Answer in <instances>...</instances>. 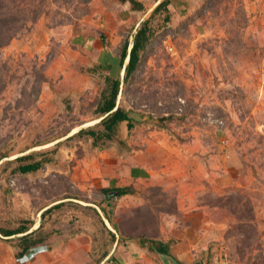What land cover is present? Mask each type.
<instances>
[{
  "label": "rangeland",
  "instance_id": "obj_1",
  "mask_svg": "<svg viewBox=\"0 0 264 264\" xmlns=\"http://www.w3.org/2000/svg\"><path fill=\"white\" fill-rule=\"evenodd\" d=\"M139 1L0 0V228L42 227L0 234V264H27L51 226L74 250L60 264L116 240L122 264H264V0H168L124 78L121 50L161 0ZM113 82L132 127L72 135L102 130Z\"/></svg>",
  "mask_w": 264,
  "mask_h": 264
},
{
  "label": "trees",
  "instance_id": "obj_2",
  "mask_svg": "<svg viewBox=\"0 0 264 264\" xmlns=\"http://www.w3.org/2000/svg\"><path fill=\"white\" fill-rule=\"evenodd\" d=\"M120 1H127L131 5V8L134 10L146 12L148 9V7H145V5L142 2H140L139 0H120ZM168 4H169L168 0L159 1L156 4V6L152 9L151 14L145 20H143V22L140 24V26H139V28H138L135 36H134V40L131 43V47L129 49V52H127V50H128L127 42L123 46V48L121 50V54H120L121 68L124 66V61L126 60V58H128V61L123 68L124 78H128V76L134 71L136 64H137V61L139 60L138 52H139V50H141L143 48L144 44L148 40L147 32L149 30L147 27V23H148L149 19L156 12H158L161 8L166 7V5H168ZM165 19H168V17H166ZM118 87H119L118 82H113L110 95H109L108 99L106 100L104 106L99 110L100 121L98 124L100 126H102V130L97 131V130H94L93 128L80 129L73 135L89 136L93 139V143H94L97 139H101L102 137L110 138L112 136V134L114 133L117 124H119L121 122H126L128 129L132 127L130 119L128 118L126 113L120 107L116 106V97L118 95L117 94ZM29 157H31L30 154L26 155V156H22L20 158H17L16 160L22 161V160L27 159ZM41 164H42L41 161L30 162V163H27L24 165H19L18 170L21 173L34 172L40 168ZM113 191L116 193L117 196H122V195L126 194L125 188H119V189L117 188L115 190L104 189L103 193L108 195L110 193H113ZM54 207H58V206L55 205ZM46 211H48V209ZM46 211H44V212H46ZM25 232H27V228L25 226H19V227L15 228L14 230H11V229H6V230L4 229L3 230L0 228V234L4 237L14 236V235H17L20 233L23 234ZM27 235H29V234L23 235L22 240L25 241V243H30L27 239ZM37 243H39V242H35L32 245H27V246L24 245V247H22V249L18 252L17 258L22 257L28 249H30L32 247H36L37 245H40ZM156 251L159 254L167 255L169 252V249L166 246V244L159 242Z\"/></svg>",
  "mask_w": 264,
  "mask_h": 264
},
{
  "label": "crops",
  "instance_id": "obj_3",
  "mask_svg": "<svg viewBox=\"0 0 264 264\" xmlns=\"http://www.w3.org/2000/svg\"><path fill=\"white\" fill-rule=\"evenodd\" d=\"M96 121L97 120L86 123L82 126L91 125V124L95 123ZM76 132H77V129H74L71 132V134H74ZM37 161L34 160L32 162H37ZM27 163H30V162H25L24 164H27ZM24 164H20V165H24ZM135 171H136V168L130 169V173L135 174L136 173ZM28 173H30V172H28ZM54 206L55 205H53L51 207H54ZM47 209L49 210L50 208H47ZM41 213L44 215L45 212L42 211ZM21 226H24V225H21ZM25 227L27 228V232H25L23 234L20 233L17 235H21V236H23L25 234L30 235V233H32L31 229H35L36 227H40V226H38L37 223H34L31 226L25 224ZM40 228H42V227H40ZM52 228L53 227L51 226L49 234H48L49 237L47 236V239H45V237H44V241H40L39 243H37L40 245H37L36 247H32V248L28 249L22 257H20V258L16 257L17 260L24 261L27 264H44V262H46L47 258L48 259L51 258V261H49L48 264H60L63 262L66 263L67 260H69L73 256V255H71L72 254L71 251H74V250L72 249V246L69 243L64 242L65 238L60 239V237L50 236V234L52 232ZM17 235H14V236H17ZM10 237H13V236L5 237V238H10ZM28 237H30V236L27 235V239H28ZM116 243H117V240L111 246L109 245L108 249H107L108 251L105 254H101L100 260L95 264H122L121 263L122 259H123L122 252H120V250H119L120 249L119 247H121V246L119 245L117 247ZM68 247H70V248H68ZM65 250H68L69 253H66ZM59 255H62V256L57 258V260L54 261V257H57ZM128 259H129L128 257L125 258L126 264H128ZM181 264H183V263H181Z\"/></svg>",
  "mask_w": 264,
  "mask_h": 264
},
{
  "label": "water",
  "instance_id": "obj_4",
  "mask_svg": "<svg viewBox=\"0 0 264 264\" xmlns=\"http://www.w3.org/2000/svg\"><path fill=\"white\" fill-rule=\"evenodd\" d=\"M130 47H131V46L128 47L127 52H129ZM127 61H128V58H126V60H125V62H124V66L126 65ZM124 66H123V68H124ZM116 106H117V105H116ZM115 108H116V107H115ZM162 255H163V254H162ZM163 256H165V255H163Z\"/></svg>",
  "mask_w": 264,
  "mask_h": 264
},
{
  "label": "bare ground",
  "instance_id": "obj_5",
  "mask_svg": "<svg viewBox=\"0 0 264 264\" xmlns=\"http://www.w3.org/2000/svg\"><path fill=\"white\" fill-rule=\"evenodd\" d=\"M73 135V134H72Z\"/></svg>",
  "mask_w": 264,
  "mask_h": 264
}]
</instances>
